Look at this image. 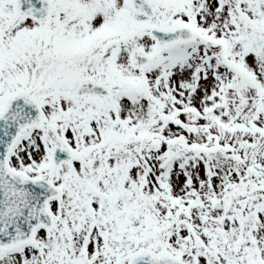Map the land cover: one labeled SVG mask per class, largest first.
<instances>
[{
  "label": "snow or ice",
  "instance_id": "obj_1",
  "mask_svg": "<svg viewBox=\"0 0 264 264\" xmlns=\"http://www.w3.org/2000/svg\"><path fill=\"white\" fill-rule=\"evenodd\" d=\"M0 264H264V0H0Z\"/></svg>",
  "mask_w": 264,
  "mask_h": 264
}]
</instances>
